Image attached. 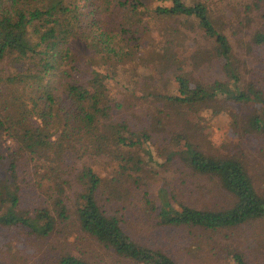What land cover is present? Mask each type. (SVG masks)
Returning <instances> with one entry per match:
<instances>
[{"label":"trees","instance_id":"obj_1","mask_svg":"<svg viewBox=\"0 0 264 264\" xmlns=\"http://www.w3.org/2000/svg\"><path fill=\"white\" fill-rule=\"evenodd\" d=\"M251 2L0 0V136L15 145L8 156L0 153V228L47 238L72 218L79 234L118 258L176 264L126 233L130 208H143L156 227L212 233L264 220V196L241 161L207 155L184 133L163 138L158 155L188 177L216 183L231 196L230 206L175 208L166 195L157 206L141 183L142 170L155 164L147 126L152 120L160 124L164 108L253 104L258 111L246 124L264 135V85L243 68L230 38L249 23L247 15L260 2L264 6V0ZM153 28L162 38L148 54L157 79L149 75L141 84L136 73L138 81L129 83V92L153 101L110 97L106 82L133 55H142L141 40ZM192 40H198L195 51L172 62L173 51H185ZM250 42L264 47V26ZM198 69L204 77L215 69L221 79L204 81ZM107 171L114 176L110 182ZM30 194L36 201L23 208ZM233 258L247 264L240 255ZM59 264L87 263L64 255Z\"/></svg>","mask_w":264,"mask_h":264},{"label":"rangeland","instance_id":"obj_2","mask_svg":"<svg viewBox=\"0 0 264 264\" xmlns=\"http://www.w3.org/2000/svg\"><path fill=\"white\" fill-rule=\"evenodd\" d=\"M251 1L254 0H248L250 4ZM259 5L255 14L247 15L249 23L240 30H234L238 35L232 34L230 38L234 53L243 68L258 74V79H254L264 85V47L255 48L250 42L254 31L264 26V6L261 2ZM161 39L156 29H150L141 40L142 55H133L132 61L129 59L131 62L120 69L117 78L106 82L110 97L116 100L133 99L140 104L141 101H153L141 97L138 91L129 92V83L138 81L136 73L140 74L141 84L149 75L157 79L154 63H149L148 54L152 52V46L160 43ZM197 44L198 40H192L185 51L176 48L173 60L170 59L179 63L181 58L195 51ZM94 68L102 72L105 66L97 64ZM199 73L204 81L221 79L222 75L215 69L205 75L206 78L202 75V70ZM262 89L264 90V86ZM241 107L220 103L197 110L177 111L174 108H164L165 116L161 117L160 124L157 125L151 119L153 125H148L147 131L154 140L150 149L154 154L155 164L142 170L141 183L155 205L159 206L160 199L165 195L167 199H174H170V204L175 208L186 205L196 209L217 210L227 208L232 202L231 196L223 192L216 183L188 177L186 171L179 169L180 166L166 165L163 156L158 155L156 147L160 141L180 133L192 138L207 155L232 157L241 161L256 192L264 196V135L253 132L246 124L248 116L256 115L258 106L252 104ZM181 113L183 116L180 120L178 115ZM218 132L222 136L216 140ZM14 148L15 145L10 140L0 136V153L4 157ZM111 168L114 169V166ZM106 175L109 182L114 178L112 172L107 171ZM35 199L30 194L22 207H31ZM132 209L125 214L126 223L123 228L126 233L135 242L163 252L176 264H236L234 255H240L247 264H264V220L212 233L190 227H156L152 215L145 213L143 208ZM64 255L78 257L87 264H133L106 251L89 237L79 234L77 223L72 218L66 224L59 225L47 238L30 235L24 229L0 228V264H59V259Z\"/></svg>","mask_w":264,"mask_h":264},{"label":"clouds","instance_id":"obj_3","mask_svg":"<svg viewBox=\"0 0 264 264\" xmlns=\"http://www.w3.org/2000/svg\"><path fill=\"white\" fill-rule=\"evenodd\" d=\"M222 136V133L218 132L216 133V136H215V139L216 140H219V138Z\"/></svg>","mask_w":264,"mask_h":264}]
</instances>
